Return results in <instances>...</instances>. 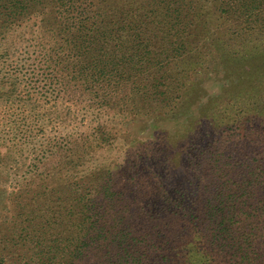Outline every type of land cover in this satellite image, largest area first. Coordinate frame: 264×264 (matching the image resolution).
Segmentation results:
<instances>
[{"label": "trees", "instance_id": "obj_1", "mask_svg": "<svg viewBox=\"0 0 264 264\" xmlns=\"http://www.w3.org/2000/svg\"><path fill=\"white\" fill-rule=\"evenodd\" d=\"M27 60L57 95L185 123L79 170L111 149L98 126L1 195L0 264H264V0H0V99Z\"/></svg>", "mask_w": 264, "mask_h": 264}, {"label": "rangeland", "instance_id": "obj_2", "mask_svg": "<svg viewBox=\"0 0 264 264\" xmlns=\"http://www.w3.org/2000/svg\"><path fill=\"white\" fill-rule=\"evenodd\" d=\"M24 57L19 56L17 61ZM8 62L7 69L12 73L17 62ZM27 64L29 72L34 71V75L32 72L20 74L12 97L0 99V161L7 159L6 165H0V199L1 195L6 198L20 190L37 187L48 175L55 176L58 166L61 168L66 160L65 156L71 154L66 150L76 152L72 143L83 144L98 126H104L106 133L111 134V149L100 154L97 152L92 162H85L79 170L82 166L83 170H89L96 163L120 161L127 155V149L138 142L149 141L157 132L172 135L183 130V119L155 124L152 121H132L126 112L93 106L84 99H69L63 93L57 95L46 85L48 81L41 78L42 67L31 60H27ZM225 84L221 75H210L204 87L208 96H214ZM189 114L195 116L197 110L193 109ZM132 141L135 144L130 145Z\"/></svg>", "mask_w": 264, "mask_h": 264}]
</instances>
